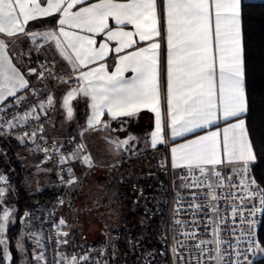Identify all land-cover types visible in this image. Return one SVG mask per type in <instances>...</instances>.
<instances>
[{
    "label": "snow or ice",
    "instance_id": "snow-or-ice-1",
    "mask_svg": "<svg viewBox=\"0 0 264 264\" xmlns=\"http://www.w3.org/2000/svg\"><path fill=\"white\" fill-rule=\"evenodd\" d=\"M83 2L84 0H70V2L46 0L47 6L42 7L38 0H0V33L12 35L16 31L22 32L23 24L37 15L47 16L52 12L63 11L64 18L59 21L60 25L70 23L73 27L86 28L89 32H103L108 28V18L112 17L118 25L125 23L134 25L135 34L141 41L153 40L154 37L160 36L158 29V8H160L167 25L168 106L172 134L182 135L183 132L192 131L193 127L207 125L212 122L218 111L222 112L225 119L240 117L249 111L245 93V56L241 30L242 0H162L159 5L158 0H127L126 3L100 0L99 3L83 7L75 13L69 11L74 5ZM213 12L215 47L220 52L218 99L215 82L216 66L212 55ZM62 34L68 36L67 32ZM107 35L110 40L121 37L122 47L131 46L133 43V33L130 32L109 30ZM76 39H86L89 45L94 43L91 38L78 36ZM159 47L158 42H153L148 48L123 57L124 66L118 67L113 75L101 74L103 66L95 73L82 74L85 79L95 75L99 81L90 88L89 92H85V95L91 96L93 102L92 120H98L103 108H107L113 118L132 116L142 106L156 114L155 131L151 134L153 147L162 141L157 67ZM103 49L104 45H101L100 52L95 56L102 58ZM148 53L150 55H147ZM77 58L79 59V56ZM127 68H131L136 76L131 81L122 82L121 75ZM0 76L6 81H14L13 88L16 83L20 87L25 85L22 78H18L15 73L9 75L2 66H0ZM4 86L7 87V84ZM11 91L12 89H9V92ZM71 96L72 93L69 94V99ZM185 96L187 98L184 99V103L187 107L184 111L187 119L181 117L178 120L177 109L173 107V102L174 99ZM64 103L68 106V99ZM68 114L71 116L70 107ZM92 120L89 121L90 124ZM232 128L238 130L239 137L233 138L230 144L227 136L229 130L225 129V150L231 149V157L241 161L245 171L259 168L264 164V153L257 151L249 141L244 119H239ZM216 136L217 133L213 132L210 136L193 140L189 144L181 145L179 151L184 152L183 158L189 161L217 163ZM177 151L176 148L172 149L173 154ZM252 182L255 183L254 180ZM0 219L5 222L0 223V234H3L6 231L8 212L5 211ZM0 244H5V241L0 240Z\"/></svg>",
    "mask_w": 264,
    "mask_h": 264
},
{
    "label": "crops",
    "instance_id": "crops-1",
    "mask_svg": "<svg viewBox=\"0 0 264 264\" xmlns=\"http://www.w3.org/2000/svg\"><path fill=\"white\" fill-rule=\"evenodd\" d=\"M38 2L42 7L47 6L46 0H38ZM68 2H70V0H68ZM99 2L100 0H84L83 3L74 5L69 11L75 13L83 7H90L92 4ZM114 2L126 3L127 0H114ZM161 3L162 0H158V5ZM245 3L258 4L264 3V0H242V5ZM64 6L66 7V4ZM63 18V11L52 12L47 16L37 15L34 19L23 24L24 30L22 32L16 31L12 35L0 33V66H2L3 70L9 75L15 73L18 78H22L25 81L24 87H20L19 84L16 83L13 88L12 85L15 83L14 81H6L3 76H0V110L3 106L15 102L18 97L30 90L31 78L28 76L27 72L30 59L37 56L45 57L56 63L58 71H81V80L84 82L83 91L69 90L65 87H61L55 92V112L50 124H48L43 130V134L46 137L61 142L65 140L66 137L71 136L68 130L72 126V123L77 121V114L82 111L80 119L84 120V123L79 126L81 136L90 133L91 130L99 131L107 125V127H109L112 123H115V121L127 120L129 118H140L141 123L143 126L146 125L149 132L142 135L140 138L138 137L139 142H137L136 146H139V148L142 147L141 152H143H140L141 154L138 155V158L145 155L146 153L144 152H157L159 149L165 150L166 147L165 153L167 164L173 174H177L181 170L192 171L196 169L211 175L221 173L230 177L237 175L244 170L243 163L231 157V149L228 151L225 150L224 137L226 135L225 129H228L227 136L229 138V143L231 144L233 138L238 139V130H234L232 126L238 123L239 119H244L245 121L248 112L242 114L240 117H229L228 119H225L222 112L218 111L216 116L212 118L211 123L202 127H193L192 131L183 132L182 135L174 136L172 134L171 116L169 115L168 106L169 46L167 42L166 19L164 18V15L161 14L160 8H158V29L160 31V36L154 37L153 40L144 41H141L139 36L135 34L134 25L127 23L118 25L112 17L108 18L107 29L103 32L95 33L87 31L86 28L82 29L73 27L70 23L60 25L59 21ZM109 30L113 32L123 31L133 33V43L131 46L122 47L121 37L112 40L108 39L107 33ZM211 31L213 40L212 55L216 66L215 82L218 99L220 52L215 47L214 12L211 20ZM62 32H67L68 36H64ZM48 33H52L53 35H46ZM78 36L91 38L94 40V43L89 45L86 39L77 40L76 37ZM123 39L126 40V38ZM153 42H158L160 44V47L157 50V67L160 96L159 108L161 112L162 127V141L158 142L155 147L152 145L151 134L155 131L156 114L147 107L142 106L140 110L132 116H117L115 118H113L108 112L107 108H103L98 116V120H92L94 114L92 108L93 102L91 96L85 95V92H89L90 88L97 85L99 81L96 79L95 75L89 76L87 79L82 76V74L88 72L95 73L96 70L101 68V66H103V73L101 74L113 75L116 73L118 67L124 66L122 62L123 57L136 53L144 48H148ZM101 45H104L102 58L95 56L97 52H100ZM118 48L121 50L117 51ZM147 55H150V53ZM78 56L79 59L77 58ZM135 76L136 73L133 72L131 68H127V70L123 71L121 80L122 82L131 81ZM5 84H7V87L4 86ZM9 89H12V91L9 92ZM70 93H72V96L69 99ZM186 98L187 97L185 96L184 98L174 99L173 107L177 109L178 120L181 117L187 119L184 111L187 107L184 103V99ZM66 99H68V106H65L64 103ZM68 107L71 108V116L68 114ZM90 120H92L91 124L89 123ZM177 128H179V124H177ZM245 130L247 132L246 122ZM213 132L217 133L215 138V159L218 161L217 163H205L203 161L195 160L189 161L183 158L185 153L179 151L181 145L189 144L191 141L199 140L201 137L210 136ZM248 139L250 141L249 136ZM100 146L101 145H96L95 149H93L96 153H92L90 147L87 146V144H84L81 147L79 154H74L69 158L68 169L72 172V168L81 167L83 169V179L86 181L88 180V183L92 181L93 184H100L105 181V176L102 177V174H99L100 172L104 173V171H106L107 174L111 173L116 175V171L111 172L110 169L116 168L117 165L121 164V159H116L115 154H122V152L125 151V146L122 145L120 147L118 145H112L111 151H113L111 153L104 151H107L105 146L103 149L104 152L98 154L97 152L100 149ZM173 148L178 149L175 154L172 152ZM17 158L21 161L20 166L15 164L16 161L14 159ZM86 158L87 160H90L89 163ZM42 159L43 158H41L32 147L26 146L17 140L0 138V177L3 178L0 179V181L5 185L4 192L0 195V217H3L5 211L8 212L6 231L3 234H0V240L5 241V244H0V264H44L42 245L40 244L39 238L34 236L32 230L23 228L17 219V202L21 198V192L25 193V195L30 198L33 197L32 194H27L26 191L27 187L30 185L28 182L30 174L27 171L28 163L31 162L33 165L32 167L30 166V169L34 172L35 175L33 174V176H36L38 181H47L48 183L53 181V179H51L52 176L48 174L51 171L57 181L60 182L53 166L49 163H45L47 166V168H45L43 164H40ZM127 159L128 161H133L135 157L133 158L129 156ZM91 161L93 162V165H91ZM87 163L88 165H86ZM85 166L87 170L84 169ZM93 167L96 171H94L95 169ZM93 173H96V175ZM33 181L35 182V180ZM94 188L96 187H90L89 191H93ZM90 192H84L83 197L89 196L87 199L92 200L94 197L89 195ZM87 199L85 198L84 200L87 201ZM89 209L93 210V204L92 206H86L84 211H89ZM91 214L93 215V212ZM0 223L5 222L0 219ZM13 227L16 229L14 230ZM8 257L11 259H8ZM62 257L68 262L65 256Z\"/></svg>",
    "mask_w": 264,
    "mask_h": 264
},
{
    "label": "built area",
    "instance_id": "built-area-1",
    "mask_svg": "<svg viewBox=\"0 0 264 264\" xmlns=\"http://www.w3.org/2000/svg\"><path fill=\"white\" fill-rule=\"evenodd\" d=\"M27 72L30 90L0 110V138L32 147L53 166L63 188L68 189L73 183L68 161L79 148L80 137L71 135L60 142L46 137L43 130L55 112V92L61 87L84 88L81 71H58L53 60L37 56L30 59ZM166 165L159 264H256L264 257L259 235L264 219V188L253 170L230 177L196 169L173 174L167 157ZM4 188L0 181V195ZM57 215L55 209L41 213L32 210L23 211L19 218L21 226L39 238L44 264H119L99 241L86 245L76 261L66 262L60 256Z\"/></svg>",
    "mask_w": 264,
    "mask_h": 264
},
{
    "label": "rangeland",
    "instance_id": "rangeland-1",
    "mask_svg": "<svg viewBox=\"0 0 264 264\" xmlns=\"http://www.w3.org/2000/svg\"><path fill=\"white\" fill-rule=\"evenodd\" d=\"M83 123L84 120L77 119L68 130L70 135L80 136V145L75 154H79L84 144L90 147L92 153H96L93 151L96 145H101L97 152L98 154H102L104 151L111 153L113 151H111L112 145L125 146L124 153L115 154L116 159H121V164L117 165L116 168L110 169L111 172L116 171V181L112 180L113 174H107L104 171V173L100 172L99 174H102V177L105 176V181L100 184H93L92 181L88 183V180L86 181L82 177L83 169L76 167L72 168L73 171L71 172L73 176L72 185L68 189H64L51 171L48 174L52 176L51 179L53 181L49 183L47 181H38L36 176H33L34 172L30 169V166H33L30 162L27 170L30 173L28 178L30 185L27 187V194L36 196L43 191L52 192V196L47 197L34 211L40 213L45 210L55 209L57 211L62 244L60 256H65L68 262L76 261L82 257V252L86 245L99 241L109 248V253L119 264H124V259L127 256L125 254L126 250L124 253H120L118 248L119 243L124 239L119 234V231L122 230L120 228L122 220L131 213L135 208L134 205L139 203V198L144 197L143 199L148 204H145L143 208L145 210L143 213V215L145 214L144 217H139V230L134 234L133 238H130V236L125 237L126 249L131 252L130 257H128L131 258L134 255L133 252L136 253L137 257L132 262H125V264H159L160 257H162L158 240L160 234L159 224L162 220L157 222V225H151L150 220L153 215H159L164 211L166 205L165 188L167 178L165 175L167 165L165 151L159 149L157 152H144L146 154L138 158V155L143 153L141 152L142 147L136 146L137 142H139L138 137L140 138L149 132L146 125L143 126L141 123L140 118L115 121V123L110 125L111 127H107V125L99 131L91 130L90 133L81 136L79 126ZM105 146L107 151H103ZM129 156L135 157V159L128 161L127 158ZM14 160L16 165H21V161L18 158ZM89 161L87 160L88 163ZM45 163L47 162L42 159L40 164L47 168ZM91 163L93 165L92 161ZM84 169L87 170L86 166ZM93 174L96 175V173ZM159 176L164 177L163 182L158 181ZM93 186L96 188L90 192L89 188ZM130 189L136 192V198L133 195H131L132 197L128 195L129 192L127 191ZM150 191L151 194L147 196L146 194H149ZM84 192H90L89 195L94 198L91 200L87 199L89 196L83 197ZM83 198H86L87 201ZM129 201L133 202L130 203ZM85 204L86 206H92L93 204V210L84 211ZM150 204L153 205L152 210L147 207ZM141 205H144L143 201ZM92 212L93 215L91 214ZM148 227L150 231H148ZM141 249L143 250L141 251Z\"/></svg>",
    "mask_w": 264,
    "mask_h": 264
},
{
    "label": "trees",
    "instance_id": "trees-1",
    "mask_svg": "<svg viewBox=\"0 0 264 264\" xmlns=\"http://www.w3.org/2000/svg\"><path fill=\"white\" fill-rule=\"evenodd\" d=\"M241 25L245 56L246 97L249 103V111L245 117V122L247 124V133L250 138V142L253 144V147L257 151L264 153V3L243 4ZM82 112L77 114L78 120H81L80 117ZM253 173L255 174L258 183L262 186V188H264V164H261L259 168L253 170ZM112 177V180L116 181V175L114 174ZM158 181L163 182L164 177L159 176ZM127 192H129L128 195H133L134 198H136L135 191L130 189ZM51 194L52 192L48 193L44 191L36 195V197L33 196L30 198L26 196L25 193L21 192V198L17 202V219L19 220L23 211L34 210L40 203H43L47 197L52 196ZM150 194L151 191L146 195L148 196ZM143 198H139V203H136L135 205L133 204L135 208L131 211V213L126 215V218L124 217L122 220V226L120 227L122 230L119 231V234L122 235L124 239L121 240L118 248L120 249V253H124L126 250L125 254L127 256L124 259V264L125 262H132L137 257L136 253L133 252L134 255L129 258L131 252L127 251L126 249L125 237L130 236V238H133L134 234H136V232L139 230V217H144L145 214L143 215V213L145 210L143 208L145 204H148ZM142 201L144 203L143 206L141 205ZM129 202L131 203L133 201ZM152 206L153 205L150 204L147 207H150L152 210ZM163 214L164 211H162L159 215H153L152 219L150 220V223H152L151 225H157V222H160L163 218ZM15 229L16 228H14V230ZM148 231H150L149 227ZM259 235L261 247H264V219H262ZM143 247H145V245H143ZM142 250L143 249H141V251ZM256 264H264V257L260 258Z\"/></svg>",
    "mask_w": 264,
    "mask_h": 264
}]
</instances>
